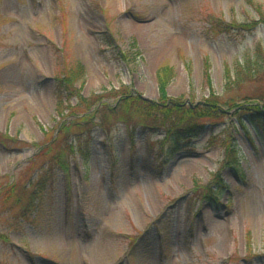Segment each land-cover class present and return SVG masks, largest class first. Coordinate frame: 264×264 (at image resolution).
<instances>
[{"label": "rangeland", "instance_id": "1", "mask_svg": "<svg viewBox=\"0 0 264 264\" xmlns=\"http://www.w3.org/2000/svg\"><path fill=\"white\" fill-rule=\"evenodd\" d=\"M258 7L264 0H0V133L14 139L0 144V264H264V134L247 119L228 110L180 143L135 121L94 124L89 137L72 130L60 159L50 142L87 115L72 114L76 101L57 113L55 77L67 71L83 98L124 85L157 100L167 66L172 99L194 104L213 90L261 102L264 80L226 92L224 70L264 49V23L211 26L253 24Z\"/></svg>", "mask_w": 264, "mask_h": 264}, {"label": "trees", "instance_id": "2", "mask_svg": "<svg viewBox=\"0 0 264 264\" xmlns=\"http://www.w3.org/2000/svg\"><path fill=\"white\" fill-rule=\"evenodd\" d=\"M258 10L259 19L253 24L228 23L219 19L211 22L212 30L216 33H229L237 29L241 31L252 30L259 23H264V11L260 7H258ZM103 43L112 47L115 41L109 34H104ZM118 52L121 58L127 59L124 53ZM204 68V75L209 76L210 62L208 60H204ZM167 71V66H162L158 71L159 98L157 100H151L133 87L124 85L119 89L107 90L102 94H94L83 98L80 95L81 91L76 87L75 77L71 71L56 76V97L59 103V105H56L57 113L63 117V105L73 101L77 103L71 106L72 114H77L76 112L80 110L76 109L80 107H85L82 113H87V115L68 123L65 122L59 127L57 137L50 141L52 145H58L57 158L60 159L61 154L68 151V148L73 149L71 148L72 145L67 143L63 146L62 143L64 140H68L70 134H73L72 130L83 129V133H87L89 137L94 124L108 128L115 120H121L129 124L135 121V123L141 124L148 132H164L167 136L176 138L177 143H180V139L187 135L201 134L205 130L208 121L220 119L229 110L233 114L238 115L240 120L247 119L257 132L264 134V95L258 98L261 102L257 104L250 102L249 99H252L251 97H247L246 100L242 101L234 96H220L213 90H211L212 93L205 100L194 104L175 100L170 98L166 92ZM261 80H264V49L259 45L256 47L255 55L252 58L248 56L243 62H236L234 65L226 66L224 70L226 92L234 91L235 93L236 90L241 89L246 83ZM207 83L209 85V82ZM209 87L211 86L209 85ZM110 99L115 100L113 105L109 103L108 100ZM89 109L90 111H87ZM12 141L14 139L9 135L0 133V144L8 146V143ZM58 159L56 160L57 162H59ZM31 161L32 167H34L36 159L33 158ZM61 165L63 166V164ZM11 186L14 187L15 185L11 184Z\"/></svg>", "mask_w": 264, "mask_h": 264}, {"label": "bare ground", "instance_id": "3", "mask_svg": "<svg viewBox=\"0 0 264 264\" xmlns=\"http://www.w3.org/2000/svg\"><path fill=\"white\" fill-rule=\"evenodd\" d=\"M208 219H209V222L210 224L212 225V227H219V223H218V220L212 218L211 216H208Z\"/></svg>", "mask_w": 264, "mask_h": 264}]
</instances>
